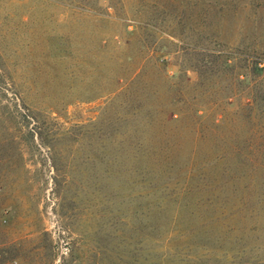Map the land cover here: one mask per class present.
<instances>
[{"label":"rangeland","instance_id":"obj_1","mask_svg":"<svg viewBox=\"0 0 264 264\" xmlns=\"http://www.w3.org/2000/svg\"><path fill=\"white\" fill-rule=\"evenodd\" d=\"M0 264H264V0H0Z\"/></svg>","mask_w":264,"mask_h":264}]
</instances>
